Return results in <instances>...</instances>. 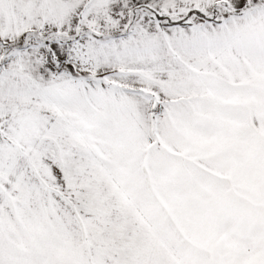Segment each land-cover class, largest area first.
I'll return each mask as SVG.
<instances>
[{"label": "snow or ice", "instance_id": "1", "mask_svg": "<svg viewBox=\"0 0 264 264\" xmlns=\"http://www.w3.org/2000/svg\"><path fill=\"white\" fill-rule=\"evenodd\" d=\"M0 264H264V0H0Z\"/></svg>", "mask_w": 264, "mask_h": 264}]
</instances>
